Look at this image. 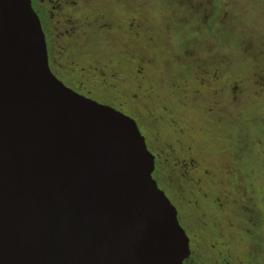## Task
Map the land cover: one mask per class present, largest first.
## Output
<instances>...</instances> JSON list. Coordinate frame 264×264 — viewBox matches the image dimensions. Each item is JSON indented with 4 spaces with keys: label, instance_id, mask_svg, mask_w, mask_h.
<instances>
[{
    "label": "water",
    "instance_id": "obj_1",
    "mask_svg": "<svg viewBox=\"0 0 264 264\" xmlns=\"http://www.w3.org/2000/svg\"><path fill=\"white\" fill-rule=\"evenodd\" d=\"M135 120L51 71L30 0H0V264H185Z\"/></svg>",
    "mask_w": 264,
    "mask_h": 264
},
{
    "label": "rangeland",
    "instance_id": "obj_2",
    "mask_svg": "<svg viewBox=\"0 0 264 264\" xmlns=\"http://www.w3.org/2000/svg\"><path fill=\"white\" fill-rule=\"evenodd\" d=\"M83 14L101 15L113 25L136 19L137 37L122 28L106 34L88 31L91 41L78 44L75 59L86 69L92 60L120 66L125 98L133 91L135 67L125 51L149 59L145 74L154 95L151 106L160 119L151 125L146 113L138 111L141 105L122 111L138 123L155 160L167 144H190L212 176L203 180L209 201L195 209L187 204L193 195L176 180L173 166L159 163L152 174L177 210L196 264L216 260L209 245L219 241L217 234L234 261L264 264V89L259 92L253 81V74L264 70V0H91ZM51 67L66 85L77 82L80 71L70 73L52 62ZM202 69L209 77L217 70L219 80L199 86ZM236 85L240 89L232 101L230 89ZM92 87L93 95L103 100L107 94ZM222 187L232 201L219 212L211 201ZM251 203L253 212L243 213ZM249 220L256 228L247 233Z\"/></svg>",
    "mask_w": 264,
    "mask_h": 264
},
{
    "label": "flooded vegetation",
    "instance_id": "obj_3",
    "mask_svg": "<svg viewBox=\"0 0 264 264\" xmlns=\"http://www.w3.org/2000/svg\"><path fill=\"white\" fill-rule=\"evenodd\" d=\"M30 1L33 10L39 17L43 32L45 34L48 50V62L52 73L54 74L51 67V62L54 63L58 68L69 71L70 73H75V70L80 71V74L77 75V82L71 86L63 83L65 86L86 98L94 100L100 104L110 106L123 114V108L129 111V106L132 108H137V106L141 105V109H138L140 114L145 115L146 113L145 116L149 118L151 125H155L158 122L160 118H158V116L155 114V108L151 106V99L152 97L154 98L153 90L150 87L145 74V70L149 64V59L143 56L138 58L132 52L125 51L124 54L135 63L131 81L133 91L128 93L127 98H125L123 94L120 93V88L126 82V79H124L125 76L123 71L120 69V66H118L119 69H117V65H114L110 61L105 62L92 60L88 64V69H86L79 66V62L75 59L76 55L73 54V50L78 46L79 43L91 41L87 35V32L90 30L100 34L101 32L106 34L110 33L114 29L122 28L125 32H129L130 34L137 37L140 26L137 24L135 18L128 23H124L123 25H113V22L106 23L105 17L101 15L85 17L83 10L88 8L91 0ZM200 71L202 77L199 79V86H205L211 81V79H214V81L219 80V74L217 70L213 71L210 77L205 76L207 71L203 69ZM80 80L82 82H80ZM253 81L258 91H263L264 70L260 69L257 73H254ZM89 84L90 86L88 87ZM92 86L99 88L100 93L107 94L104 96L103 100L96 98L93 95ZM239 89V85L231 87L230 91L232 92V101L236 99ZM132 103L133 105H129ZM159 112L163 113L164 115L166 114L167 109L165 107H160ZM136 124L138 126V123ZM159 163L165 166H173L172 171L175 173L176 180L179 183L182 182L189 188V196H193L191 201L187 202L188 205L191 207L193 206L192 208L199 209L202 204H206L207 201H209V198L206 194L207 189L203 187V180L207 178L211 179L212 176L209 175L208 170L201 167L199 159H197L195 156L193 147L190 144L188 145L186 143L176 141L175 144L165 145V151H163V149H158L155 160V170L156 166L159 168ZM169 182H171L170 179ZM176 187L182 188V185L179 184V186ZM231 201L232 197L230 193L228 190L222 187L218 188V191L215 193V197L211 201V205L216 207V210H219V212H222L224 208L231 203ZM252 212V203L249 204L247 208H243V213L247 215ZM205 223L206 222H200V226L203 225L202 227H205ZM249 223L251 229H249L247 233H250L252 229L256 228L254 220H249ZM206 224L208 226V223ZM212 227L215 228V226ZM193 237L195 239L197 238V235H192V239ZM217 239L219 240L218 242L215 241L209 245V250L213 252L214 256L216 257V260H212L214 264H250L248 260L241 261L236 259L234 261L223 242L222 236L217 234ZM192 253L193 252H191L190 257L185 261V264H196L194 255L192 257ZM212 262H210V264H212Z\"/></svg>",
    "mask_w": 264,
    "mask_h": 264
}]
</instances>
